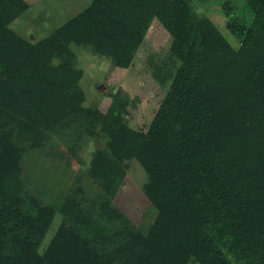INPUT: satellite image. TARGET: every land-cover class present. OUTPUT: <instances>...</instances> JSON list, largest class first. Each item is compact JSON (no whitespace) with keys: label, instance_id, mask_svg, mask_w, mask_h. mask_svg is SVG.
Listing matches in <instances>:
<instances>
[{"label":"trees","instance_id":"obj_1","mask_svg":"<svg viewBox=\"0 0 264 264\" xmlns=\"http://www.w3.org/2000/svg\"><path fill=\"white\" fill-rule=\"evenodd\" d=\"M127 1L92 0L31 41L8 26L27 2L0 0V264H115L116 253L119 264H264V0H242L252 17L239 12L228 21L237 47L208 18L193 19L191 0H137L169 32L181 64L160 80L165 94L135 154L154 218L145 232H125L115 254L87 244L96 237L91 228L121 219L103 189L88 192L77 177L51 199L21 171L10 122L46 130L80 107L81 91H68L82 75L64 61L69 43L131 63L130 31L116 19ZM99 114L88 112L77 136L93 137ZM116 166L96 148L88 174L109 188ZM57 209L76 230L59 225L42 249Z\"/></svg>","mask_w":264,"mask_h":264},{"label":"rangeland","instance_id":"obj_2","mask_svg":"<svg viewBox=\"0 0 264 264\" xmlns=\"http://www.w3.org/2000/svg\"><path fill=\"white\" fill-rule=\"evenodd\" d=\"M24 1L27 8L8 21V26L23 37L37 41L87 7L92 0ZM191 2L194 5L191 9L193 19L208 18L234 47L239 45L227 23L239 12L252 17L242 0ZM227 3L232 7L228 13L224 10ZM116 19L130 31L125 38L132 53L129 66L115 65L109 55L97 52L89 43H69L64 61L82 71V75L68 91H81V108L78 106L65 112L64 117L46 130L21 128L18 122L12 121L7 135L21 153V171L31 181L47 188L51 199L57 192L75 184L77 177L88 192L97 188L104 190L109 206L121 215V219L114 228L102 225L97 232L91 228V233H95L92 238L96 237L87 244L98 254H115L118 243L127 241L125 232H145L154 218L155 209L143 192L147 175L136 161L135 154L144 130L165 94L166 87L160 80L167 70H174L181 64L180 59L170 52L172 38L169 32L139 1L128 0L118 11ZM89 109L100 113L94 125L95 134L88 138L79 137L78 129L89 120ZM1 121L0 134L6 129ZM96 148L106 149L117 162L115 171L118 172L109 188L88 174L91 154ZM59 225L76 230V224L67 214L56 211L52 222L44 229L40 243L42 249ZM114 263H120L117 253ZM188 264L197 263L190 261Z\"/></svg>","mask_w":264,"mask_h":264}]
</instances>
